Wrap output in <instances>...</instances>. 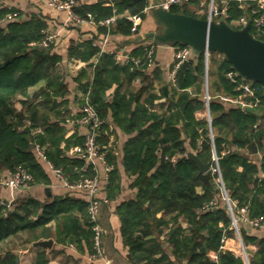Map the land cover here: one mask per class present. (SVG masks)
<instances>
[{
	"label": "trees",
	"instance_id": "trees-1",
	"mask_svg": "<svg viewBox=\"0 0 264 264\" xmlns=\"http://www.w3.org/2000/svg\"><path fill=\"white\" fill-rule=\"evenodd\" d=\"M200 1L190 0L184 5L172 7V10L205 18L207 13L201 9L207 4L200 6ZM219 3L224 4L221 0ZM149 5V0H114L113 4L80 0L74 10L84 18H89L91 13L92 19L98 23L99 33L130 35L136 31L129 15L140 14L144 19ZM227 6L229 15L226 20L230 23L232 19L244 15L254 18L252 8L240 6L239 0H229ZM126 10L129 15L119 16L110 26L101 23L102 19ZM21 14L16 7L2 3L0 169L13 170L22 166L34 175L33 183L48 182L35 150V145L40 144L47 159L62 167L70 181L92 176L93 167L85 165V159L80 154L71 155L68 151L73 145L83 146L86 137L79 133L65 135L67 115L62 107L67 102L68 88L59 69L63 56L53 50L54 41L47 46L42 43L47 37L46 19L35 14L22 18ZM93 37L87 39L83 50L78 46L71 48L70 55L78 54L90 60L98 54L101 47L94 44ZM259 38L264 39V36ZM151 43L158 42L140 39L128 52L129 57L140 58L139 64L131 59L122 62L117 59L116 51L103 52L94 80L84 83L85 89L90 91L91 102L105 118L99 128L98 139L107 145V159L113 164L106 185L108 198H113L122 189L117 156L110 134L105 133L109 129L110 113L118 125L133 134L125 142L123 161L129 175L134 176L133 185L138 192L135 198L123 201L118 207L122 235L129 246L131 258L137 264H178V260H185L186 264H264V236L242 229L245 242L259 241V248L250 255L249 263L244 256L223 248L224 239L233 236L234 229L222 192L216 187L217 175L212 169L201 172L197 162L188 157V151L194 150L205 162L212 161L208 119L196 115V111L205 105L200 94L204 92L205 53L196 51L189 62L177 70L176 81L171 84L170 101L163 111L153 107L155 95L149 94L146 101L142 99L149 85L138 91L123 89L124 75L132 79L144 74L145 66L152 57L147 53ZM219 54L215 51L210 55V92L213 95H238L242 91L238 88L239 81L245 77L237 75L225 55ZM92 63L89 61L88 65ZM86 73L87 68H82L75 79L82 80ZM245 79L256 87L260 105L245 109L213 96L212 124L219 153L229 145L240 147L222 155L223 178L238 205H246L249 215L257 217L264 215V85L250 78ZM114 83H117L114 92L107 96V90ZM37 84H41L43 97L31 100L28 98L30 88ZM190 88L195 91L194 95ZM149 99L152 106L148 104ZM17 102L23 103L27 113L18 110ZM49 110L55 111L59 118L50 120ZM27 117L31 119L32 127L42 125L44 130L35 133L22 130ZM200 137L204 139L201 150ZM63 141L65 145L62 146ZM213 199L216 203L211 205ZM40 208L41 202L32 198L13 209L0 203V241L19 230L42 226L56 219L60 222L59 235L76 232L70 235L71 239L74 236L82 239L83 236L94 251V230L88 204L79 206L72 197L57 195L44 205L41 213ZM181 218L188 222L186 226ZM162 235H165L168 244H164ZM212 250L218 252V259L210 255ZM0 264H17L16 257H0ZM38 264H47L43 255Z\"/></svg>",
	"mask_w": 264,
	"mask_h": 264
},
{
	"label": "crops",
	"instance_id": "crops-1",
	"mask_svg": "<svg viewBox=\"0 0 264 264\" xmlns=\"http://www.w3.org/2000/svg\"><path fill=\"white\" fill-rule=\"evenodd\" d=\"M84 1L93 2L96 0ZM100 1H103L105 4H113L114 2V0ZM149 1L150 4H152L155 0ZM2 2L8 6H13L20 10L22 13V18H29L35 14L46 19L48 23L46 33L53 35V41L55 43L53 50L63 56L59 64V69L65 78L68 88L65 96V98H67V102L62 107L64 112H66L65 115H67V120L64 122L66 127L65 135L69 136L73 133H79L86 137L89 127L87 125L72 121L78 116V114L82 113L81 107L88 93V90L85 89L84 83H91L94 80L96 66L99 62L100 55L103 52L116 51L117 56H121V61L127 62L124 57L127 56L128 52L137 45L138 40L144 39L143 37L149 31L155 30L158 27L154 15L152 14V9L146 10L148 11V14L144 19H142L139 32H135L130 35H124L121 33L112 34L110 32L99 33L98 23H96L94 19L88 18L83 22H76L70 17L66 10L59 9L51 5L49 0H2ZM203 11L206 12L205 9H203ZM90 15L92 14L89 13V16ZM115 15H117V17L121 15H129V12L126 10ZM93 35H97V37L94 38ZM92 37L94 44L101 47L98 54L94 55L90 60H85L78 54L70 55L71 48L78 46L81 50H83L87 46V39ZM106 37H108V41L105 45V49L102 51L104 39ZM89 61L93 62L92 65H88ZM174 62L175 45L168 43H157V45L154 47V52L150 62L145 66L144 74L136 76L132 79H130L129 76L124 75L123 89L138 91L144 86L149 85L150 87L147 91H145L142 99L146 101V97H149V94H153L155 95L153 107L155 106V108L159 109L160 111L165 110L172 95L171 84L174 82L170 80L169 74L174 67ZM209 65L210 58L208 60L206 55V70L203 84L204 92L200 93L203 95V97L207 88L210 91L209 77L208 81L206 80ZM82 68H87V73L84 75L82 80L79 81L75 79V76L80 74ZM41 84L34 85L30 88L28 95L29 99L40 100L43 97L44 91L40 88ZM116 86L117 83H114L107 90V96L114 92ZM189 90L191 91L192 95H194L195 91H193L192 88ZM212 96L217 97L218 95L212 94ZM147 101L149 104L150 99ZM149 105L152 106V104ZM16 106L18 110H22L23 112L26 111L22 102H17ZM210 113L212 115L211 106ZM48 114L49 119L52 121L59 118L55 111L49 110ZM207 114L208 109L206 105L196 111L198 118H207ZM27 124L29 130L25 129ZM21 129L26 131L31 130L32 133H35L37 131H43L44 126L39 125L32 127L31 119L27 117L25 118V125ZM107 132L110 134V142L113 145V151L117 156V164L122 175V189L119 193H116L113 198L107 197L105 169L100 165L99 174L103 181L102 189L100 191V196L102 199L100 222L104 229L103 244L105 255L103 257L95 256V248L94 251H92L83 236L82 239H78L76 236H74V239H71L70 235H75L76 232H72L70 235L63 232L61 235H59L58 230L60 222L54 219L42 226L19 230L18 232L13 233L1 240L0 257L8 258L14 256L16 257L17 264H38L41 255L44 256L47 264H137L131 258L129 246L125 243L124 237L122 235V220L118 210V207L123 203V201L129 198H135L138 192V188L133 185L134 176L129 175L123 161L125 142L133 134L126 132L120 125H118L113 120L111 113L109 116V129H106L105 133ZM37 145L40 144L35 145V150L38 154L39 161L41 162L44 171L48 176V182H35L30 186L21 189H15L0 182V203L5 204L10 209H13L19 206L21 203L32 198L41 202V213L44 205L59 195L64 197H72L79 206L81 204L89 205V195L87 192L82 189L71 188L67 186L62 178L50 168L46 155H41L38 152ZM63 145H65V141L62 142V146ZM76 146H80V144L73 145L68 150L71 155L79 154L75 150ZM259 157L261 158V154ZM85 163V165H90L93 167V165L88 163L86 159ZM10 171L11 169L5 167L0 169V179L8 176ZM93 171L95 174L96 171L94 167ZM181 221L185 226L188 224L185 218H181ZM242 229H246L252 234L258 235L260 237L264 236V228L250 227L249 225L245 224L243 225ZM48 238L53 239L52 245L45 247L43 245L36 244V241ZM162 239L164 240V244H168L165 235H162ZM223 248L230 249L237 255L241 256H243V251L245 249L250 256L258 250L259 241L245 242L244 238L243 241H241L234 231L233 236H228L224 239ZM210 255L213 258L218 259L217 251H210ZM178 264H186V261L178 260Z\"/></svg>",
	"mask_w": 264,
	"mask_h": 264
},
{
	"label": "built area",
	"instance_id": "built-area-1",
	"mask_svg": "<svg viewBox=\"0 0 264 264\" xmlns=\"http://www.w3.org/2000/svg\"><path fill=\"white\" fill-rule=\"evenodd\" d=\"M80 0H49V3L59 9L66 10L70 17L76 22H83L88 18H84L75 12L74 6L79 3ZM190 0H155L152 4H150L146 10L153 9L155 7H163L167 10H172L174 6L184 5L186 2ZM224 2L223 5L219 3V0H201L200 6H204L207 4V17L215 18V19H226L228 16L227 12V3L229 0H221ZM240 6L245 7L249 6L252 8V12L255 13L254 18H249L248 16H242L240 18H234L231 21V24L235 27H243L247 24L249 20H252V27L256 26L258 30H264V0H239ZM2 0H0V9L2 7ZM204 8L201 9L203 11ZM129 17L133 21V29L137 31L139 25L142 21V16L140 14L129 15ZM92 18V15L89 16ZM117 15H112L107 18L101 20V23L105 25H110L115 22L117 19ZM53 41V35L47 34L46 39L42 42L44 45H49L50 42ZM108 41V37L104 39L102 51L105 49V45ZM157 44L151 43L150 47L147 49L148 55L151 57L154 52V47ZM101 51V52H102ZM196 54V49L190 44H177L175 45V63L172 68L169 76L170 80L175 83L177 70L184 65L186 60H189ZM207 58L209 60L211 53H207ZM121 56H117V59H120ZM124 59L126 61L134 60L136 64H139V57H129V55L125 56ZM209 63V61H208ZM208 69V67H207ZM230 75H234L233 72L229 73ZM208 81V70H207V79ZM238 88L242 91L238 95H229L222 94L218 95L219 98L227 101H231L233 103L239 104L241 107L245 109L255 108L261 103L260 97L257 95L256 87L245 78L241 79L238 84ZM213 96L207 88L206 93L204 94L205 105L208 109L207 119L209 122V132L208 135L210 137V142L213 146L212 152V161L211 167L212 171L216 173V183L217 187L221 190L223 198L227 204V208L231 214L232 222L231 227L234 229L235 233L238 237L243 241L242 236V227L247 224L250 227L255 228H264V215L251 217L248 213V207L246 205H238V201L234 199L231 195L230 189L227 187L226 182L223 178L222 167L220 164V159L222 155L229 152L232 148L239 149L238 145L234 146H226L221 153H219L216 149L215 142V132L213 128V117L210 113V106L212 102ZM81 115L74 118L72 121L84 124L89 127V131L86 133V139L83 146H76L75 150L86 159L88 163L93 165L96 173L92 176H86L80 178L76 181H70L66 175L64 174L62 167L55 166L52 162L48 160L50 168L62 178L64 183L71 188H78L85 190L89 195V217L92 222V227L94 230V255L98 257H103L105 255V249L103 244L104 238V229L100 222L101 208H102V199L100 196V191L102 189V178L99 174V166H103L105 169V181L108 183L109 181V172L113 169V164L110 163L107 159V145L102 144L98 139L99 128L105 122V118L100 115L96 106L91 102L90 99V91L87 93V97L81 107ZM203 137L199 138V150L202 149L203 145ZM38 152L43 155L44 151L40 145H37ZM35 180L34 175L28 171L25 167L18 166L17 168L11 170L9 175L0 179V182L8 185L15 189H21L30 186ZM216 200L213 199L210 204H215ZM243 243V242H242ZM243 256L246 261L249 263L250 256L247 251L244 249Z\"/></svg>",
	"mask_w": 264,
	"mask_h": 264
},
{
	"label": "water",
	"instance_id": "water-1",
	"mask_svg": "<svg viewBox=\"0 0 264 264\" xmlns=\"http://www.w3.org/2000/svg\"><path fill=\"white\" fill-rule=\"evenodd\" d=\"M152 14L158 24L143 38L168 44H190L197 52L225 55L237 75L256 80L264 85V39L252 32V20L243 27H235L226 19L199 17L182 11L155 7ZM138 29L136 32H139ZM189 62L186 60L184 66ZM29 130L28 125L25 127ZM188 157L195 160L201 172L210 169L211 163L189 150ZM218 188V187H217ZM53 239H40L36 244L52 245ZM224 249L221 250V253Z\"/></svg>",
	"mask_w": 264,
	"mask_h": 264
},
{
	"label": "rangeland",
	"instance_id": "rangeland-1",
	"mask_svg": "<svg viewBox=\"0 0 264 264\" xmlns=\"http://www.w3.org/2000/svg\"><path fill=\"white\" fill-rule=\"evenodd\" d=\"M204 9L206 10V9H207V7H206V8H204ZM149 15H151V14H149ZM252 29H253V33H254L256 36H257V35H258L259 37H262V36H264V30H258L256 26H253V28H252ZM219 55H220V56H222V54H221V53H220ZM27 125H28V124H27ZM27 125H26V126H27Z\"/></svg>",
	"mask_w": 264,
	"mask_h": 264
}]
</instances>
